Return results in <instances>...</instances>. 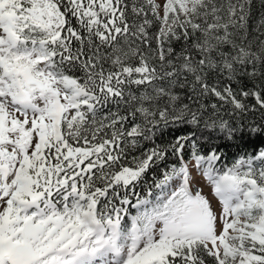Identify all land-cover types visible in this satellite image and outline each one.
Listing matches in <instances>:
<instances>
[{"label":"snow or ice","instance_id":"snow-or-ice-1","mask_svg":"<svg viewBox=\"0 0 264 264\" xmlns=\"http://www.w3.org/2000/svg\"><path fill=\"white\" fill-rule=\"evenodd\" d=\"M0 264H264V0H0Z\"/></svg>","mask_w":264,"mask_h":264},{"label":"trees","instance_id":"trees-1","mask_svg":"<svg viewBox=\"0 0 264 264\" xmlns=\"http://www.w3.org/2000/svg\"><path fill=\"white\" fill-rule=\"evenodd\" d=\"M234 151H235V149H231V150H229V156H228V158H227V162H230V160H231V158H232V157H231V153L234 152ZM151 178H152V174L149 173L148 177L146 178L149 184L151 183ZM136 191H137V192H140L142 196L147 195V190H146L145 188H143V186L138 187V188L136 189ZM155 191H156V190L153 189V192H154V193H155ZM133 202H135V198H133ZM130 213H131L132 215H135V209H130Z\"/></svg>","mask_w":264,"mask_h":264}]
</instances>
